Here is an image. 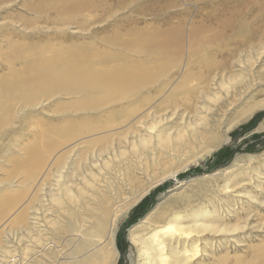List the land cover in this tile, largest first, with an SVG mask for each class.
<instances>
[{"label": "rangeland", "instance_id": "rangeland-1", "mask_svg": "<svg viewBox=\"0 0 264 264\" xmlns=\"http://www.w3.org/2000/svg\"><path fill=\"white\" fill-rule=\"evenodd\" d=\"M206 4L207 6L204 7L203 5ZM214 8H220L216 11L217 15H219L217 17V19L219 18L218 20L213 18L215 16L212 14ZM74 10L82 11V18L86 21L85 26L82 28H69L68 26L54 29L47 28V24L45 23L44 30L40 31L41 34L45 36V39H41V37L38 36L39 34L30 35L18 30L8 29V27L5 28V25L7 26L6 22L13 21L17 22V24H21L22 21H20V17L34 19L38 16V19L45 22L47 19L58 15H67ZM238 12L241 13L232 16ZM40 16H42V18ZM226 17H230V19ZM262 17H264V0H10L0 5V23H2V21L5 22L4 25L0 24V58L5 60L3 62V60L0 59V75L2 72L5 75V72L7 73L8 71V61L3 54L12 50L10 47L13 42L16 44L19 41V43L25 44L27 43L26 41H28V43L39 41L44 44L51 41L56 42V44L52 45V47L55 48L73 44L75 45V49L78 50L81 46L95 47L94 45H96L100 50L110 49L117 51V49L110 44L113 37L119 35L124 41H129L134 38L139 39L138 35H130V30L135 28H143L149 33L158 35L159 39L167 37L170 40V45L167 46L166 55H176L177 61L175 64H180L177 67H172L171 70L154 68L152 75L155 77L148 81L145 87H137L129 93L126 92L127 96H130L129 99H139L146 97L148 94L155 96L149 105L139 111L134 120L140 118L153 108L171 92L172 88L181 80V87L184 84L185 89L196 84V82H193L194 84L190 83L189 79H187L191 66L187 65L185 67L186 62L192 63L193 66L196 65L198 67L200 65L204 68L205 64L203 60L206 57H211V53L215 54L217 60L225 61L228 59L229 63H231L232 58L235 56L232 65L226 64L225 68H222L224 64L218 66V69L222 68L217 77L219 81L225 76L226 78L233 77L232 80L229 81L228 78L226 81H228V84L234 83V85H236V87L239 86V88L249 83L251 84V87H249L245 93L241 95L238 93L237 96H234V94L229 95L222 98V101L219 102L220 104H215L217 106L215 110L222 108L219 112L218 110L214 111V109L209 111L205 107H201V110L198 109L202 101L199 99V95L196 94L191 95L192 100H189V108L187 106L185 108H174V104L171 107L169 104L167 112H179V114L176 113L171 119L168 126L169 132H172V134H175L177 130L184 125L182 123V115H185L186 121H188L191 114L194 115L197 110L198 112H202V110L204 111L205 109L204 113H210L214 120L218 118L219 114L222 115V124L220 128H218L220 130L218 132L220 134H218L220 136L219 143L217 144H213V142H208L210 144L207 143L205 146L201 144L202 146L200 145L189 153L181 152L180 155L172 159H170L168 155L169 151L159 148L161 150H157V156L159 158L157 156L156 158L159 159L160 162L156 163V166L155 164L153 166L148 156L149 149L146 148V150H144L147 154L146 156L144 155L142 159L139 157V153L132 152L130 143L126 142L124 138L122 139L123 143L121 142V148L127 151L126 155L115 158V161L118 162L117 164L119 165H117V167H121V170L129 175H137L138 177L137 180H135V176H132L134 178L132 180V182L134 181V185L130 181V183H132L130 186L124 182L126 175L124 176L119 171L116 173L115 171L117 170H103V184L101 185L102 188H107L105 192H108L107 194L110 195L111 202L108 206L113 207L114 205L118 206L120 203H123L122 207L128 209L129 206L132 205V200L138 197V194L143 189L148 188V186L151 187H149V192L133 205L118 222L114 242L118 252L115 264H137L138 249L133 238L143 232L149 234L153 231L152 229L154 227H147L148 220H146V218L149 216L152 217V221L163 224H166L167 221L172 218L178 217L183 220L182 223L184 224H193L196 221L198 223L206 222L211 225L210 230L199 235L197 244L200 251L197 258L192 259L187 264H264V109L255 111L250 117L248 116L242 119L244 116L243 113L245 112L244 109L247 108L246 104L252 103L251 100H254V105L256 102H264V27L261 25ZM225 21H229L228 27L221 32L223 28L222 25ZM43 24L44 23H41V25ZM32 27L33 26L30 28ZM242 31L255 32L257 36L250 39L246 44L241 43L240 48H238V43L235 39H237V41L241 40L240 34H242ZM19 34H21V37ZM198 38H200V40ZM178 41H182V43H173H177ZM195 41V45H198V41L199 45L201 44L197 54L192 52V44L195 43ZM7 43H10L8 47ZM225 48L226 50L229 49L231 53L230 56L226 50H224V55L220 54V51ZM2 49H4L5 52ZM33 50L36 51L35 54H33ZM46 51L48 52L45 53V55L48 54L46 56H50L51 53L49 50ZM28 53V56L40 55L42 51L35 47L31 48V51ZM123 53L124 55L127 53L126 55L131 56V52L125 51ZM136 59L141 60V56L138 55ZM256 59L257 61L255 62ZM191 70L198 71L194 68H191ZM217 72L219 71H215V73ZM2 76L3 75H1V77ZM239 77L244 78L245 81L242 82L243 84L238 83ZM167 82H169V84L165 90L159 92V88L162 86L164 87V84ZM140 84L143 83L140 82ZM207 89L208 87L204 90L206 93H210L211 91H213L212 95L214 92L219 93L217 88L213 90L208 89L209 91ZM174 94L175 93H172L173 97H171V100H178L179 104L181 100L186 97V95L181 96L179 93L177 97L180 99H178L174 97ZM197 94L199 93L197 92ZM220 95H223L222 92ZM230 98H234L235 101L233 105L226 106L230 102ZM56 100V102H69L74 100V98L62 96L56 98ZM197 100L200 101L198 102ZM53 101L55 102V100L49 101V104H51L49 109L50 111H57L58 107L53 105ZM11 102L17 105L18 100L16 101V99H14L13 101L11 100ZM182 103L183 101L181 104ZM130 104H132L131 101H126L124 104L118 105L117 108H122ZM108 105L109 104H103V108ZM137 106L138 105L135 104L131 108ZM227 108L230 109L228 110ZM110 109L111 106L107 107L105 114L100 113L95 114V116L92 113L83 114V111H80L81 114H72V116L67 115V117L38 112V115L36 113L32 115L33 118H31L32 116H29V114L25 116V118L28 119L26 123L29 125H27L23 119L12 115L11 119H13L15 123L12 122V129L7 130V133H5L6 135L4 134L0 139V149H3V147L8 144V140L13 138L16 134H18L19 137H15V139L12 140L14 143L16 142L15 145H8L9 147L7 146L6 148H12L15 150V153H17V149H19V146L17 147V140L24 134V141L28 144L27 148L42 144L40 142L41 140L34 139L35 134L39 130H44L47 127L46 125H50V123L58 125V122L64 119L73 118L76 122V126L82 129L86 127L90 128L92 125H94L92 128L106 125L112 120L111 123L119 122L122 116L117 113L110 114ZM184 111L186 112L184 113ZM212 111H214V113ZM193 112L195 113L193 114ZM123 115L127 116L128 112L125 110ZM199 116L200 115H196L195 119ZM240 119H242V121L239 122ZM24 123L25 127L29 126L28 131L22 130ZM130 125L131 122L122 124L117 128H110L99 134L84 136L83 138L81 137V139L77 138L79 140H72L68 142L67 146L58 148L54 155H51L49 159L47 158V161L41 162L38 175L34 180L30 181L29 186L23 183L25 173H20L16 177L7 178L6 170L11 169L12 164L4 161L5 150H0V201H8V199L9 201L14 200V204L12 203L13 205H9V202H7V205L4 204V201L2 203L0 202V207H9L8 216L4 222L0 223V231L5 225H9L10 228H12V233L9 238L12 245H9L10 247L20 244L21 246L19 247L21 249L26 245L25 238L21 242L17 239V235L22 236V231L19 230L20 224L15 222L14 218L20 210L31 202V200L35 198L43 200L42 195H44V192L41 191V186L46 182L45 178L47 177L48 182L54 180V178H52L53 176H51V170L53 169L50 168V164H53L56 156L62 151H65L63 149L68 146H74L82 140L100 135H108L110 137L100 143L106 146L111 143L112 140H116L117 137H120L121 133L124 132V135L130 132L129 130L126 131ZM228 127L230 128L228 129ZM241 127H246L247 129L241 131ZM136 130L137 129L132 133H135ZM1 131L3 130L0 129V132ZM50 134L54 135L53 133H49V135ZM128 137L130 138L131 135ZM115 142V145H120L119 138H117ZM170 143L171 145L173 144L172 141H170ZM170 143L167 145L169 146ZM171 145L169 147L167 146L169 150L170 147H172ZM124 146H126V148ZM88 147L89 145L86 147L84 146V149L81 150V146V149L76 154H73L72 164L75 163L77 166H80L81 162L89 156L87 151H85ZM117 150L119 151V149ZM22 154H24V151H22ZM128 157H130V159H128ZM147 157L150 161L146 159ZM72 164L69 166L68 172H75L74 169L76 167H73ZM112 165L113 164H111V166ZM134 165L135 167L133 169L132 166ZM95 167L96 166H94V170L97 173L98 170L96 171L97 167ZM112 168L114 170L115 166H112ZM145 169L149 170L146 171ZM171 171H175L173 176L171 175L165 180H160V176L168 174ZM106 177H108V180L105 179ZM75 180H77L76 177ZM112 183L118 186V194L113 195V188L108 186ZM5 195L7 197H5ZM16 202H18L17 205ZM38 202L39 201L35 202L36 206L39 205ZM41 204L46 208V203L41 202ZM54 210L55 208L53 206L50 207V211L48 212L49 218H58V214ZM42 211L43 210H41V212ZM57 226L58 225H55V228ZM234 227H237V229L232 232V228ZM218 228H223L224 230L216 232ZM46 229L47 233L54 232L53 225L46 224ZM14 233L16 235L15 238ZM196 237L197 235H194L186 239L185 242L181 239L180 243L175 239L172 244L175 249L172 251L171 247H169L167 251L171 256V262L175 261L176 258H183L184 254L191 251L197 239ZM19 247L18 250L20 251ZM65 248H68V246H65ZM16 254H21V252H17ZM65 254H63V256ZM59 260L62 261L63 259L59 258Z\"/></svg>", "mask_w": 264, "mask_h": 264}, {"label": "bare ground", "instance_id": "bare-ground-1", "mask_svg": "<svg viewBox=\"0 0 264 264\" xmlns=\"http://www.w3.org/2000/svg\"><path fill=\"white\" fill-rule=\"evenodd\" d=\"M5 1L10 0H0V5ZM203 6L206 7L207 4ZM218 9L220 8H214L212 10V14L215 15L213 18L215 19L219 16L216 12ZM240 13L241 12L235 13L232 16L239 15ZM81 14V10H74L67 15H58L47 19L45 22L38 19V16L34 19L20 17V21H22L21 24H17V22L13 21L6 22L7 26L5 25V28L8 27V29L18 30L30 35L39 34L38 36H40L41 39H45V36L40 32L41 30H44L45 23L47 24V28L54 29L68 26L69 28H82L85 26L86 21L82 18ZM40 17L42 18V16ZM226 18L230 19V17ZM4 23L5 22L2 21L0 24L4 25ZM41 23L44 24L41 25ZM228 23L229 21H225L222 25L223 28L221 32L227 29ZM261 25L264 27V17L261 19ZM31 26L33 27L30 28ZM130 35H138L139 39L134 38L129 41H124L119 35L113 37L110 44L116 48L117 51L110 49L100 50L96 45H94L95 47L81 46L78 50L75 49V45L73 44H67L64 47L55 48L52 47V45L56 44V42L51 41L44 44L39 41H32L30 43L26 41L27 43L25 44L21 42L19 43L18 41L16 44H14V42L11 44V51L9 50V52H5L4 49H2L5 52L3 56L8 61V67L6 66L8 71L6 70L7 73L5 72V75L1 71V75L3 76L1 77L0 75V129L3 130L0 132V139L5 133H7V130L12 129L13 126L11 125L13 124L12 122H14V120L11 119L12 115L23 119L26 123L28 119L25 118V116L28 114L29 116H32L38 112H42V114L45 112L50 115L55 114L56 116L67 117V115L72 116V114H81L80 111H83V114L92 113L95 116V114H105L107 107L111 106L110 114L117 113L122 116L119 119V122L111 123L112 120L111 122H108V124L105 123L106 125L97 126L95 128H92V126L94 127V125H92L90 128L86 127L85 129L76 126V122L73 118L67 120L64 119L63 121L61 120L62 122L59 121L58 125H54L53 123L46 125V123L45 125L47 127L44 130H39L34 136V139L41 140L40 142L42 144L33 145L32 147L27 148L28 144L24 141V134L20 136L19 140H17V147L19 146L17 153H15V150L12 148L6 149L8 145H15L16 142L14 143L12 140H14L15 137H19V135L16 134L13 138L8 140V144L4 146L3 149H0L1 151L5 150L4 161L12 164L11 169L6 170L7 178L16 177L20 173H25L23 183H25L26 186H29L30 181L37 177L41 162L47 161V158L49 159L51 155H54L58 148L67 146L68 142L79 140L84 136L99 134L102 131H106L110 128H117L125 123L131 122V125L126 130H129L130 132L124 135L123 132L120 137H117L120 142V145L118 144V146L115 145L117 138L116 140H112V142L106 146L101 145L100 143L110 137L108 135H100L82 140L74 146H68L63 149L65 151H62L56 156L55 160L53 158L54 161L53 164H50V168L53 169L51 170V176H53L52 178H54V180L51 182L49 181V183L47 180L48 177L46 176V182H44V184L42 183L41 191L44 192V195H42L43 200H39L38 198L31 200V202L25 208L20 210L14 218V221L20 224L19 230L22 231V234H20L23 236L17 235V239L21 242L25 238L26 245L21 249L19 247L21 246L20 244L14 245L13 247L9 246L11 245V240L9 238L12 233V228H10L9 225H5L0 231V264H115L118 252L115 248L114 242L118 222L133 205L149 192V187H151L148 186V188L143 189L138 194V197L132 200V205L129 206L128 209L122 207L123 203H120L118 206H115L114 204L113 207L108 206L111 202L110 195L107 194L108 192H105L107 188L104 189L101 185L103 184V170H117L115 171L116 173L119 171L124 176L126 175V180L123 177L124 182L130 186L132 183L134 185V181L132 182L134 179L133 177L135 176V180H137L138 177L137 175H129L125 171H122L121 167H117L118 162L115 161V158H120L122 155H126L127 151L126 149L121 148V144L123 143L122 139L124 138L126 142H129L132 146V152L139 153V157L142 159L143 156H146L147 154L144 150H146V148L149 149L148 156L153 166L154 164L156 166V163L160 162V160L156 158L158 154L157 150H160L159 148L169 151L168 155L170 156V159H172L177 155H180L181 152L189 153L201 144L204 146L207 145L208 142L217 144L219 143L220 134L218 132L220 130L218 128H220L222 124V115L219 114L218 118L215 117L217 119L214 120L210 113H204L205 109L204 111L202 110V112H198V110L197 112L195 111L196 113L193 112V114H195H191L188 121H186L185 115H182L181 118L184 125L181 126L175 134H172V132H169L168 126L171 119L176 113L179 114V112H167L169 104L170 107L174 104V108H185L186 106L189 108V100H192L191 95L196 94L199 95L198 97L202 101L200 106L198 104V109L201 110V107H205L209 111L214 109V111L218 110L219 112L222 108L215 110V107H217L215 104L221 102L222 98L233 94L234 96H237L238 93L241 95L251 87L250 83L240 88L239 86L236 87L234 83L228 84V81L226 80L229 78L228 80L230 81L233 77L226 78L224 76L221 81H219V78L217 77L220 74V70L225 68L226 64L232 65L235 56L233 55L234 57L232 58L231 63H229L228 59L225 61L217 60L215 54L211 53V57H206L203 60L205 64L204 68L200 65L197 67L196 65L193 66L190 62H186L185 67L189 65L191 68L198 70L193 71L189 68V76L187 77L190 83L194 84L193 82H196V84L185 89L184 84L181 87V80L172 88L171 92H169L153 108L140 118L134 120L139 111L149 105L155 96L148 94L146 97L139 99H129L130 96H127V93L133 91L137 87H145L148 81L155 77L152 75L154 68L171 70L172 67H177L180 63L175 64L177 61L176 55H166L167 46L170 45V40L167 37L159 39L158 35L149 33L143 28L130 30ZM240 35V41L235 39L238 43V48H240L241 43L246 44L250 39L256 37L257 33L242 31V34ZM19 36L21 37V34H19ZM198 39L200 40V38ZM10 43H7V47ZM101 43L106 44L104 42ZM173 43L181 44L182 41ZM195 44L196 41L192 44V52L197 54L201 44L199 45V41L198 45ZM35 47L39 48L42 53L40 55L36 54L28 56V52L31 51V48ZM46 50H49L51 53L50 56H46L48 54L45 55V53L48 52ZM224 50H226V48L222 49L220 54L224 55ZM33 51V54H35L36 51ZM125 51L131 52V56L126 55L127 53L124 55L123 52ZM226 51L230 56L231 53L229 49ZM138 55L141 56V60L136 59ZM0 59L3 60L2 58ZM4 61L5 60H3V62ZM256 61L257 59L255 62ZM223 64L224 66L218 69V66ZM217 70L219 72L215 73ZM239 78L238 83L245 81L243 77ZM140 82L143 84H140ZM168 84L169 82L164 84V87L162 86L159 88V92H163ZM207 87L209 90L217 88L219 93L214 92L213 95V91L206 93L204 90H206ZM197 92L199 94H197ZM221 92L223 94L222 96L220 95ZM172 93H175L174 97L176 98H178L177 95L179 93L181 96L186 95V97L184 96L185 98L183 97L184 99L181 100L183 103L181 104L180 102L179 104L178 100L172 101ZM62 96H69L74 98V100L69 102H56V98ZM14 99H16V101L18 100L17 105L11 102V100L13 101ZM52 100H55V102L53 101V105L58 107L57 111H50L49 109L51 107L49 101L51 102ZM126 101H131L132 104L123 106V109L117 108L118 105L124 104ZM234 101V98H230L228 104L226 103L227 101L225 102L227 104L226 106L233 105ZM251 101L252 103L250 102L246 104L247 108L244 109L245 112L243 113L244 116H241L242 119H245L248 116L250 117L255 111L264 109V102H256L254 105V100ZM103 104L109 105L103 108ZM135 104L138 106L131 108ZM125 110L128 112L127 116L123 115ZM214 111L212 112L214 113ZM185 112L186 111H184V113ZM196 115L200 116L195 119ZM31 118H33V116ZM242 119H240L239 122L242 121ZM25 123L22 130L28 131L29 126L25 127ZM230 127H228V129ZM135 129H137L136 132L132 133ZM49 133H53L54 135H49ZM129 135H131L132 139L131 137H128ZM170 141H172V145ZM168 143H170L169 146H172L170 147V150L167 148ZM80 145L82 146V149ZM88 145L89 147L85 151H87L89 156L81 162L80 166H77L75 163L72 164L73 154H76L80 149L83 150L84 146L86 147ZM124 147L126 148V146ZM117 149H119V151ZM22 151H24V154H22ZM128 159H130V157H128ZM146 159H148V157ZM71 164L73 167H76L74 169L75 172H68V168ZM111 164H113L112 166H115L114 170ZM94 166L97 167V173L94 170ZM132 167L134 169L135 165ZM145 170L147 171L149 169ZM175 171L160 176V180H165L171 175L173 176ZM75 177L77 180H75ZM107 178L108 177L105 179L108 180ZM130 181L132 183H130ZM108 186L113 188V195L119 193L116 184L112 183ZM5 197L7 196L5 195ZM3 201L6 205L7 202H9V205L12 203L14 204V200L9 201L8 199V201ZM3 201L0 202L2 203ZM36 201H39L38 206L35 205ZM41 202L47 204L46 208H44L45 206L42 205ZM17 203L18 202H16V205ZM52 206L55 208L54 211L58 214V218H56L58 220L53 217L49 218L48 212ZM8 208L9 207H0V223L4 222L8 216ZM41 210L43 211L41 212ZM146 220H148L147 227L154 228L149 234L143 232L133 238L138 249L137 264H187L192 259H196L199 254L200 249L197 244L199 235L206 233L211 228V225L206 222L198 223L195 221L193 224H184L182 223L183 220L178 217L172 218L167 221L166 224L152 221L151 216L147 217ZM46 224L53 225L54 232L47 233ZM55 225H58V228H55ZM236 229L237 227L232 228V232ZM222 230L224 229L218 228L216 229V232H221ZM194 235H197V239L192 250L184 254L183 258H176L175 261L171 262V256L167 251L169 247H171L172 251L175 249L172 245L175 239L178 243H180L181 239L185 242L186 239H189ZM15 236L14 233V238ZM65 246H68V248H65ZM18 247L20 251L18 250ZM17 252H21V254H16ZM63 254L67 256H63ZM59 258L63 260L60 261Z\"/></svg>", "mask_w": 264, "mask_h": 264}, {"label": "trees", "instance_id": "trees-1", "mask_svg": "<svg viewBox=\"0 0 264 264\" xmlns=\"http://www.w3.org/2000/svg\"><path fill=\"white\" fill-rule=\"evenodd\" d=\"M245 129H247L246 127H241V131H244ZM238 132V131H236Z\"/></svg>", "mask_w": 264, "mask_h": 264}]
</instances>
